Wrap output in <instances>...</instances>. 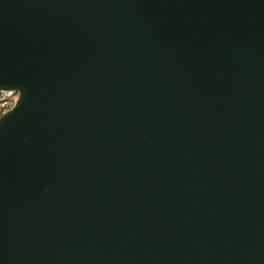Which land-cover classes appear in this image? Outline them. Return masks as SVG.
Returning <instances> with one entry per match:
<instances>
[{
	"label": "water",
	"instance_id": "water-1",
	"mask_svg": "<svg viewBox=\"0 0 264 264\" xmlns=\"http://www.w3.org/2000/svg\"><path fill=\"white\" fill-rule=\"evenodd\" d=\"M0 264H264V0H0Z\"/></svg>",
	"mask_w": 264,
	"mask_h": 264
},
{
	"label": "built area",
	"instance_id": "built-area-1",
	"mask_svg": "<svg viewBox=\"0 0 264 264\" xmlns=\"http://www.w3.org/2000/svg\"><path fill=\"white\" fill-rule=\"evenodd\" d=\"M17 96L14 90H0V116L13 106Z\"/></svg>",
	"mask_w": 264,
	"mask_h": 264
}]
</instances>
